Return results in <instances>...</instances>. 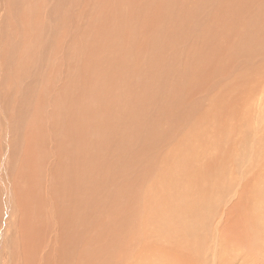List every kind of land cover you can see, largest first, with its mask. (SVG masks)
I'll return each instance as SVG.
<instances>
[{
    "label": "rangeland",
    "instance_id": "1",
    "mask_svg": "<svg viewBox=\"0 0 264 264\" xmlns=\"http://www.w3.org/2000/svg\"><path fill=\"white\" fill-rule=\"evenodd\" d=\"M139 1L143 4H140L137 7L136 3L135 5L130 4L133 2V0H8L7 10L3 11L2 2L0 0V56L5 54L6 58H10V60L8 59L6 62L9 67H6L7 65H5L4 71L3 66L0 69V78H2V81L0 80V119L2 120V122L0 121V123H2L0 124V140L2 142V145L0 144V158H3V147H5L8 140V149L11 150L10 153L13 162V167L9 164L8 169L16 170L18 165L20 166V164L24 163L21 160L26 159V156L24 155L26 148H28L30 145V143L29 145L26 144L29 141V138L35 136L41 131L42 135L44 134L43 136L46 137V142L44 141L41 144L39 141L35 147H37L38 143L43 146H47V151H45L43 156L39 155V150H36V154L35 151H33V153H28L30 165L29 175L27 178V187L30 189L33 200V202L31 201L29 205H33L34 207L30 208L27 212L25 200H22L24 204V208H22V216L24 217V213H27V225L32 223L34 224V229L36 231L40 230L41 234L39 232V240H42V237L48 239L51 234L53 235L57 232L56 222L58 221V216L55 212V204L51 200V193L45 190L49 188V186H57L56 189L60 191L63 187H66V184L69 183V179L66 177L67 173L63 169L65 166L60 165L59 163V165L56 167V170L53 172V175H49L50 172H48V174L46 172V177L44 178L45 180H42V167H45L48 171V168L53 164H50L51 161L54 162L57 161V158H61L59 152V155L57 153V155H55L53 150L54 147H52L53 145L51 136L53 134L50 133V131L52 130V123L54 120L50 118V108L51 114L54 115L52 117L54 119L62 118V122L64 121L63 118H70V114H75L83 110L82 104H86L85 100H83L85 97L88 100L89 107L84 109H87L88 111L93 108V112H91L93 116L87 115L85 117L89 122V119L94 121L92 124L90 123L92 127L89 125L85 130H77L75 126H72L73 122H62L60 123V126L62 125L61 129L67 125L70 128L72 127V129L75 128L73 130H77V134L79 136L87 135L85 137L91 140L87 144L90 145L91 148L87 146L85 147L87 149L89 148L88 150H91V152L96 155L93 165L97 167V170L93 173L99 175V177L104 173L109 175L110 173L114 172L112 171V167L114 166H112V163L114 164L115 161H123V164L127 166L126 167L123 165V167L128 171L134 172L135 170L134 176L130 175V180L133 178L132 182L127 179L122 184L116 182L112 184H102V187L104 185L105 189H111L110 192H119V190H121L124 185L133 183L132 188L129 189L132 190L133 194L132 203H135V201L139 200L141 204V206L135 205L133 208L130 206L131 211H127L126 213L129 215L128 219H131L135 222L144 218V224L142 221V224L138 225L134 229L127 226V228L124 227L120 231V235L122 234L125 240L131 237L128 241L133 242L131 248L127 250V255H124L125 250L120 254L119 258L122 260L123 264H166L168 262L163 260V255L165 256L166 252L172 259L173 257L178 258V260H176L179 264H264V162L260 164L258 159V157H263L262 150L264 149V144L263 147L261 144L264 143V141L260 142L261 140L256 141L251 139L248 137L246 129H241L238 127L245 125L238 124V120L239 123L246 121L244 117H238L234 120L232 116H229V119L219 120L218 123H222L223 126L228 127V129L232 126H237L239 128L236 129V127H234L232 131L231 129L228 131V134H230L234 142L235 149H238L230 151V154H232L231 157L247 159L243 166H240V164L237 162L226 163L229 168L233 166L240 167L237 169V173L232 172V174L229 172L228 174V171H226L223 175L219 176V173L216 174L214 171L219 169L221 163H218L214 160L203 163L200 161V159L191 161L188 160L190 157L185 156L186 152L189 154V151H191V155L193 157H201L202 155L195 152V143L190 135L192 132L191 129L195 128V126L186 120L185 110L184 112H177L175 110V108H179L180 110L184 108L183 98L187 99L189 94L187 93V95L183 97L182 92H187V90L184 89L187 86V83L191 85L195 83L193 84L195 87L191 89V93L194 92L193 94H195L194 96L196 98H202L205 94L204 88L202 87V89L200 86H197L196 77L189 70H186V75H184L183 73L185 68L184 71H182V68L185 66L187 69V65H189V62H184L188 57L187 53L184 51L185 47L188 48L189 46L192 47L193 45H196L195 48L198 47L199 49V46L202 48V46L207 43L208 44L205 45L204 48H208L210 46L216 47L212 42V34L221 33V31L218 28L214 29L215 31H213V33L208 36V30L211 29L209 25L213 24V21L210 19H202L205 13L204 3H206L207 0H203L204 3H202V0ZM213 2L220 4L225 10L227 9L228 12L225 10L224 12L232 15V18L229 16V20L232 19L231 21L235 22L237 26L236 27L235 24L233 25L231 22L232 27L235 26L233 29L229 28L230 32L233 31V34H229V36H223V41L229 42L231 39L238 40L244 35L247 39L248 35L249 40L246 43L249 45L250 51L254 49L253 42H255L258 47H262V55L260 58V61L262 62L259 70V75L261 78H256L259 77V75L257 76L256 74V77L249 76L248 79H243L246 82L245 92L247 94V103L244 107V113H247L251 109H258V98L264 94V82H262L264 81V0H239V2L235 0V3L237 4L234 5L232 2L231 5L234 6L230 7V10L233 8L232 11L225 7L226 2H229L228 0H213ZM230 3L231 2L227 4ZM152 5L153 7L156 6L155 9H151ZM184 6H186L185 9ZM215 7L217 10L221 8L219 6L217 7L216 4ZM189 8L197 11L201 10L200 14H197L199 16H197V12L194 11V15H196L194 18L196 20L192 17L190 19L189 16H187V20L185 19L186 15L184 14L186 12L184 11H187L188 14L192 13V10L190 11ZM237 9L240 12H237ZM241 12L246 15H248V13L250 15V12H252L254 17H252V15L248 17L245 15L243 16ZM258 12L259 14L257 15ZM35 13L38 15L36 22L37 26L35 28L40 30L37 33L33 27L34 24H32L35 17L33 18V16H31ZM234 15L237 17H233ZM31 17L33 20L30 19ZM188 18L191 22L188 21ZM241 18H243L245 22ZM192 19L197 22L195 34L198 37L194 34L193 30L190 29L193 27L194 21ZM200 20L205 24V27H202L203 29L201 28V34H199L198 22ZM235 20L238 22V24ZM259 21H261L260 24L262 23L260 26L262 28L259 29V33L257 31L258 36L257 38L255 37V39L258 41H255L253 37L256 33H253L254 35L252 32L249 33L248 27L255 25V22ZM160 24L163 26L162 28ZM245 25L247 26L243 29L242 27H245ZM240 27L242 29H239ZM251 28L249 29L250 31L252 30ZM254 28L258 30L257 25H255ZM226 29L228 31V28ZM89 31L90 35L87 33ZM85 34V39H82ZM245 38L243 40H245ZM83 40L88 41V43L90 42L89 45L93 44L91 45L93 51H88V54L90 57H92L90 59H94V61H100L99 64L94 62V71L91 70V80L94 81L95 86L85 84L84 81L81 82L79 79L74 78L76 76V67L81 68V61L78 57L80 53H84L81 48L84 44L81 42L85 43L86 41ZM143 40L144 42L142 43ZM147 40H149V42ZM202 41L206 43L203 44ZM241 41L242 40L238 42ZM74 42H79V44L74 45ZM238 42H236L235 45ZM190 43L192 45H190ZM118 48H120V50ZM118 51L120 53H118ZM210 52L212 51L210 50ZM104 55H107L108 57V59L105 60L106 62L104 61ZM198 55L199 54H197L195 57V62L197 60L199 61V59L202 61L203 59L206 65H208L209 60H213L211 59L212 57L208 56V53H204V55L200 54L202 57L205 56L204 58H201L200 56L199 58ZM3 58L4 55L2 59ZM101 60L103 61L101 62ZM111 60L113 61L111 62ZM136 61H138V63ZM201 61L198 62V64L196 62V66L205 64ZM108 62H111L109 67L107 66ZM134 64H139L140 66L135 67ZM182 64L183 67L181 66ZM147 65L149 68L147 67L146 69L145 67ZM234 67H236V69L233 71ZM234 67H230L231 75H228L229 71H226V69H222L224 72L221 70V74V68L219 67V69L216 64V68L219 70L217 77L222 83L220 84L222 85V90L224 89V86H226L232 81L233 78H235V76L241 77L243 69H240L241 67L239 68V65L238 67ZM144 68L146 73H143ZM125 69H128L129 71L127 70V72ZM44 70L45 73L48 74L43 75L42 73H44ZM108 70L110 73H108ZM154 71H156V74ZM162 72L164 74H161ZM125 73H127V75ZM129 73L135 74L129 76ZM96 74H98L99 79L96 78ZM190 76L192 78L194 76L195 78L192 80L189 78ZM38 77H41L42 79H39ZM49 77L51 78L49 79ZM226 77L230 78L231 80ZM126 78L128 80H125ZM184 79H186V83ZM188 79H190V82ZM51 80L53 81L52 83ZM191 80L194 82L191 83ZM117 81H119V83ZM127 81H129V83H127ZM135 82L138 89L136 86V88L133 87L132 89L136 93H134L131 89V87L134 86L133 83ZM137 82H139V84ZM258 82H262L261 85ZM164 84H166L168 88L165 87ZM124 85L127 87L126 90L129 89V91H125ZM107 88H109L110 92L107 91ZM120 89L121 93L119 92ZM130 89L132 90V93ZM128 92H130L131 95ZM138 92L141 96L137 94ZM127 93L130 95V97L132 96L131 101H128L129 96H127ZM33 94L35 97H33ZM169 95L173 96L172 101H169ZM102 96H104L105 99H103ZM112 96L116 99H110L113 98ZM134 96H138L140 99L138 102L140 104L137 102V100H132V98L137 99ZM147 96H150L149 99L143 100ZM105 100H110L109 103L107 101L106 102L107 104H112L113 106V111L112 109H109L112 106H109V108L107 107L109 111H112L111 113L109 111L107 112V109H105L107 115L110 114L108 117H106V113L103 112L105 110L101 111L100 108L96 107L97 104H101L102 101ZM159 100L161 103H159ZM115 103L117 104L115 105ZM136 104L139 106L137 105V107ZM163 104H165V108L164 106L162 107ZM206 104L207 101L204 102L203 106ZM53 105H55V109L53 108ZM150 109H154L152 110L153 112H150ZM94 110H96V112ZM129 110L131 112H129ZM73 111L75 113H73ZM97 111H99L98 113H101L98 114ZM133 111H135V114L137 112V116L135 114L133 117L130 116L133 114ZM163 111L166 114L170 112L168 114L169 116ZM148 112L151 115H149ZM127 113L128 115L129 113L131 114L128 116ZM101 114L104 116V118L101 116ZM120 114L124 117H121ZM203 115L213 117L217 114L213 107L212 110L208 109V113L199 114L197 111H192L191 116L193 123L204 127H210L206 125L207 119ZM98 116L102 117V119L98 118ZM125 116L129 117V120L126 119ZM93 117H96L95 119L98 118V121L96 120L97 123ZM115 118L119 119L117 120ZM169 118L171 122H168ZM188 118H190V116H188ZM86 119H80L76 117V119L72 121L85 122L87 121ZM258 122L260 123H257L258 126L264 125V119H260ZM118 123L119 125L121 124V126L117 125ZM101 124L102 126L100 129L99 126ZM133 126L134 128H132ZM211 126H214V123H211ZM94 128L95 130H98L95 131L93 130ZM220 129L221 130L216 131L217 134L221 133V131L222 133H227V128ZM90 130L93 131L92 134ZM123 130L133 131L135 135H129V137H125V141L130 142L132 146L129 147L122 155H120L119 150H124L126 147V144L124 143L125 141L123 140V142L121 140L124 138V136H122L123 134L120 135ZM104 131L105 135L104 137H101L103 136L102 132ZM118 131H120V134ZM108 132L109 135L107 134ZM56 133L54 134L58 137H61L58 133ZM74 134L75 133H72V135ZM92 135L95 136L94 139H91ZM117 135L121 139L120 143L115 144L121 146L117 147L114 145V147L117 148H113L112 146L114 142L112 144L110 143V137L113 138V140L115 139L116 142H119L117 140L119 139ZM105 136H110L109 140L107 139L108 137L105 138ZM134 139H137V144ZM96 140H98L97 143ZM105 140L106 142L104 143ZM143 140L147 141L146 144L142 142ZM121 142L123 143L121 144ZM226 143L231 142L228 141ZM97 144H100V147H98L99 145ZM104 144L105 147L107 144V148L109 146L108 149L105 148V150L107 149L108 151H106L107 153L104 151ZM24 146L25 149L23 148ZM259 146L261 147L257 149ZM111 147L114 149H111L113 151H110ZM196 147L197 146H195V149H197ZM48 149H50V151H48ZM30 150L32 151L31 148ZM233 151L238 153H231ZM111 152L113 153L110 154ZM108 154L111 156V158ZM34 156L37 157L36 160V157L34 158ZM96 157H98L97 160ZM39 160H41V165H38ZM129 164H132V166H129ZM226 164L222 165L227 166ZM116 165H118V163H116ZM208 165L210 168H208ZM204 166L206 168H204ZM118 167L121 166L119 165ZM99 169H104V171H98ZM169 169L172 171L170 175L172 178L170 177V181H172L177 176L181 178L172 185L175 190L172 189L174 192L170 193V198H166L167 196L163 195L162 193H156V190L161 179V175H163L164 172L168 171ZM207 169L211 170L209 171ZM207 171H209V173H207ZM239 172L242 174H239ZM25 174L26 168H22L21 166L18 176L20 177V181L22 180V183L25 182ZM122 174L124 175V172H122ZM29 178L32 180H29ZM39 181L43 183H39ZM157 181L158 184H156ZM40 184H43V190L42 185L40 186ZM180 184H188V186L180 187ZM152 185V190L154 192H150ZM201 185L203 187H200ZM96 188L101 190L104 189L97 186L93 189ZM186 189L188 191H186ZM194 191H196L195 201H197V203L195 204V207L197 208H192L194 211L190 210V213L188 209L185 210L180 206L181 202H178L177 196L178 193L184 192L182 193L181 200L185 202L187 198L186 204L188 206V200L192 199L191 193ZM44 196L46 198H44ZM162 197L166 198V202L174 204L175 209L172 206L171 208L168 207L167 210L161 207ZM46 199L48 201L51 200V204H47ZM54 200H56V196L54 197ZM147 200H149L152 205L149 209H145L147 203L149 204V201ZM109 202L111 204L114 203L113 199H109ZM124 203L125 201L122 204ZM47 208H49V210ZM62 208L63 204H60V208H58L56 211L62 212ZM144 209L147 211V214L144 212ZM69 211L70 212L67 217H63L64 222L69 223L73 222V220L76 222L77 218L71 217L72 215L70 214L72 208H69ZM141 211L143 215H141ZM150 214L152 215L151 218L148 216ZM154 217H156V221H152ZM107 226L113 225L108 223ZM186 226L189 227L187 228ZM61 227L65 229L62 223ZM184 230L187 231L185 232ZM75 231L77 232L78 229L75 228ZM127 231H129V234H125ZM28 232L29 227L25 229L27 236L30 234ZM96 234L97 238L101 237V234H98V228L96 229ZM87 235L91 236L92 238H96L94 235H91L89 231L87 232ZM123 238L122 241H125ZM135 238H138L136 242L134 241ZM178 246H181L182 249ZM7 251H10V246L7 248ZM45 253H47L46 248L42 247L37 256H42ZM92 255L96 257L100 256L98 252H92ZM176 260L173 262V264H177ZM49 261L53 263V258H50ZM1 263L2 260H0V264ZM168 264H170V261Z\"/></svg>",
    "mask_w": 264,
    "mask_h": 264
},
{
    "label": "bare ground",
    "instance_id": "2",
    "mask_svg": "<svg viewBox=\"0 0 264 264\" xmlns=\"http://www.w3.org/2000/svg\"><path fill=\"white\" fill-rule=\"evenodd\" d=\"M7 1L8 0H1L2 2V10H7ZM129 1V0H128ZM227 1V0H226ZM229 2H231L230 4H227L229 2H226V5L225 7L226 8H229L230 10V7L231 6H234L235 4V0L233 1H230L228 0ZM239 2V0H236ZM242 1V0H241ZM262 1V0H261ZM157 2V1H156ZM232 2L234 3V5H231ZM136 3V6L138 7L140 4H143L142 2H140L139 0H133V2H131L130 4L132 5H135ZM202 3H204V1L202 0ZM263 3V2H262ZM215 4L217 5V7H221L220 9H216L215 7ZM224 5V4H223ZM146 6V5H145ZM150 7V6H149ZM152 8L151 9H155V7H153V5L151 6ZM238 7V6H237ZM236 7V8H237ZM186 8V6H184V9ZM239 8V7H238ZM257 8V7H256ZM190 9V8H189ZM222 9V10H221ZM233 8H231L230 11H232ZM157 10V9H156ZM192 9H190L191 11ZM204 10H205V13H204V16H203V20L204 19H210L213 21V24H210L209 27H211L210 30H208L209 32L207 33L208 36H210L213 31H215L214 29H220L221 33H213L212 36H213V44L216 46V47H208L212 52H210V50L208 48H204L206 42H203V44H205L204 46H202V48H200L199 46V50L198 47H196V45L194 46H188L190 47H185V52L187 53L188 57L186 58V61H184L185 63L186 62H189V65H187V69L186 67L184 66L183 67V64L181 65L183 68H182V71H184V68H185V71H184V75H186V70H189L195 77H196V80H197V86H200L201 88L203 87L204 88V91H205V94H204V97L202 98H196L193 94L191 93V89H193V83L192 85L187 83V86L184 88L187 90V92H182L183 93V97L187 95V93L189 94L187 99L183 98V104H184V108L182 110H180L179 108H175V110L177 112H184L185 110V116H186V120L188 122H190V124H192L193 126H195V128L191 129V137L192 139L194 140V143H195V146H197L195 149V146H194V150L196 153H199L201 154L202 156L201 157H193L191 155V151H189V154L186 152V155L185 156H188L190 157L188 160H191V161H194V160H199L202 161L203 163L204 162H208V161H216L218 163H221L219 169L217 171H214V173L218 174L219 176L220 175H223L224 172L228 171V174L229 172H236L237 173V169L240 167V166H243L246 162L247 159H240V158H237V157H231L232 154H230V151L234 150L235 149V146H234V142L230 136V134H228V131L229 129H231V131L234 129V127H236V129L239 127L241 129H246L247 130V135L248 137H250L251 139L253 140H261L260 142L264 141V125H260L258 126L257 123L258 120L260 119H264V94L261 95L259 98H258V106L257 108L258 109H251L249 110L247 113H244V107L247 103V94L245 92V88H246V82L245 80L248 79L249 76H255L257 74V76L259 75V70H260V65H261V62L260 61V58H261V55H262V47H258L255 42H253L254 44V49L253 50H249V45L246 43L248 40H249V37L247 35V39L245 38V35L243 37H240L238 40L237 39H231L229 42L228 41H223V36H229V34H233L232 32H230L229 28L230 29H233L235 26H236V23L229 20V18L232 16L226 12H224V8L220 5V4H217V3H214L213 0H207L206 3H204ZM235 10V8H234ZM245 10V9H244ZM247 10V9H246ZM250 10V9H249ZM258 10V9H257ZM194 11L197 12V14H200L201 10L198 11L197 10H192V13L191 14H188L187 11H184L186 12L184 15H186L185 19L187 18V16L195 19L194 17L196 15H194ZM225 11L228 12V10L226 9ZM229 11V12H230ZM255 11V10H254ZM203 12V11H202ZM237 12H240L238 9H237ZM244 13H246L245 11H243ZM243 12H241V14H243V16H250L252 15L253 13L250 12L251 14L249 15H246L244 14ZM140 14V13H139ZM143 14V13H142ZM150 14V13H148ZM235 14V12H234ZM259 14V12L257 13V15ZM31 15V14H30ZM29 15V17H30ZM152 15V14H150ZM191 15V16H190ZM254 15V14H253ZM252 15V17H254ZM33 16V18L35 17L34 19V22H32V24H34V28L37 26L36 25V22H37V13H35L34 15H31ZM199 16V15H197ZM202 16V14H201ZM230 16V17H229ZM256 16V15H255ZM228 17V19H227ZM233 17H237V16H233ZM242 17V15H241ZM246 17V18H247ZM139 18V17H138ZM232 18V17H231ZM239 18V17H238ZM250 18V17H249ZM32 19V17L30 18ZM150 19V18H148ZM190 19L188 18V21H190ZM192 19V20H193ZM243 20V18H241ZM33 20V19H32ZM138 20V19H137ZM187 20V19H186ZM196 20V19H195ZM239 20V19H238ZM263 20V18H262ZM147 21V20H146ZM194 21V20H193ZM215 21V22H214ZM230 21V22H229ZM236 21V20H235ZM244 21V20H243ZM258 21V20H257ZM191 22V21H190ZM195 22V21H194ZM193 22V27H191L190 29L193 30L194 34H195V31H196V24L197 22L194 23ZM199 22V34H201V30L203 29L202 27H205V24L204 22H202L201 20L198 21ZM233 25L235 24L234 27H232V23ZM237 22V21H236ZM245 22V21H244ZM261 21L259 22H255L257 25V29H255V25H251V27H248V31L249 33L252 32V34L256 33L254 35V39L255 37L257 38V31L259 33V29H261L262 27H260L262 25V23L260 24ZM165 23V22H164ZM163 23V24H164ZM162 24V23H161ZM160 24V26H161ZM209 24V23H208ZM238 24V22H237ZM240 24V22H239ZM252 24V23H251ZM260 24V25H259ZM165 25V24H164ZM250 25V24H249ZM156 26V25H155ZM247 25H245V27H242L243 29L246 28ZM163 26H161L162 28ZM237 27V26H236ZM156 28H159V27H156ZM202 28V29H201ZM228 28V31L227 29ZM241 27L239 29H242ZM252 29L254 31H250L249 29ZM122 30V29H121ZM124 30V29H123ZM137 30V28H136ZM247 30V29H246ZM264 30V29H263ZM38 31H40L39 29L35 28V32L37 33ZM247 31V32H248ZM218 32V31H217ZM239 32V31H238ZM40 33V32H39ZM89 35H90V31L87 32ZM143 34V33H142ZM215 34V35H214ZM196 35V34H195ZM86 36V34L82 37V39H85L84 37ZM132 36V35H130ZM158 36V35H157ZM197 36V35H196ZM200 36V35H199ZM231 36V35H230ZM260 36V35H259ZM198 37V36H197ZM204 37V36H203ZM126 38V37H125ZM129 38V37H128ZM245 38V40H243ZM263 38V37H262ZM127 39V38H126ZM134 39V38H133ZM130 40V39H129ZM172 40V39H171ZM192 40V39H191ZM242 40L241 42H238ZM257 39H255L256 41ZM81 41V40H80ZM83 41H86V40H83ZM115 41V40H114ZM149 42V40H147ZM189 41V40H188ZM258 41V40H257ZM141 42V41H139ZM144 42V40L142 41V43ZM187 42V41H186ZM211 42V41H209ZM238 42L236 45L235 43ZM259 42H260V38H259ZM262 42V40H261ZM73 43V42H72ZM83 43L84 45L81 47L82 50L84 51V53H80L79 57L80 58V61H81V68H77L76 70V76L74 78L76 79H79L81 82L84 81L85 84H89V85H92V86H95L94 85V81L91 80L92 78V74H91V70H93L94 68V62L96 63H100V61H94V59H90L92 57H90V55L88 54V51H93L92 50V46L93 44L89 45L88 41H86L85 43L84 42H81ZM146 43V42H145ZM144 43V44H145ZM76 44H79V42H74V45ZM199 44V43H198ZM190 45H192L190 43ZM235 45V46H234ZM44 46V45H43ZM132 46V45H131ZM141 47V46H140ZM32 48V47H31ZM45 49V47H44ZM120 50V48H118ZM198 49V50H196ZM32 51V50H30ZM128 51V50H127ZM184 52V53H185ZM10 53V52H9ZM42 53V52H41ZM74 53V52H73ZM118 53H120L118 51ZM204 53H208V56L209 57H212L211 59L213 60H209V64L206 65V63L204 62V60L202 59H199L198 62H204L205 64L203 65H199V66H196V62H195V57L197 54L198 57L200 56L201 58H204L202 57L200 54L204 55ZM72 54V53H71ZM4 55V58L2 59ZM109 56V55H108ZM119 56V55H118ZM124 56V54H123ZM74 57V56H73ZM72 57V58H73ZM104 61L108 59L107 55H104ZM111 57V56H110ZM109 57V58H110ZM127 57V56H126ZM197 57V58H198ZM199 57V58H200ZM28 58V57H27ZM30 58V56H29ZM112 58V57H111ZM119 58V57H118ZM10 60V58H6L5 54H2L0 56V69L1 67L3 66V71L5 69V65H7V60ZM117 59V58H116ZM162 59V58H161ZM208 59V58H207ZM256 59H257V62H256ZM73 60V59H72ZM188 60V61H187ZM221 60V61H220ZM34 61V60H33ZM103 60H101L102 62ZM113 60H111L112 62ZM208 61V60H207ZM220 61V62H219ZM106 62V61H105ZM111 62H108L107 66L109 67L110 63ZM120 62V61H119ZM138 63V61H136ZM140 62V61H139ZM172 62V61H171ZM175 62V61H174ZM197 62V64H198ZM184 63V64H185ZM114 64V63H113ZM216 64H217V67L220 69V73H221V70L222 69H226V71H229V74L228 75H231L230 72H231V68H233L234 66H237L239 65V68L240 69H243V72H242V75L241 77H236L232 79V81L230 83H228L226 86H224L223 90H222V84L221 81L218 79L217 75L219 74V70L216 68ZM43 66V65H42ZM48 66V65H47ZM135 67H138L140 66L139 64H134ZM229 66V67H227ZM6 67H9V65H7ZM28 67V66H27ZM50 67V66H49ZM48 67V69H49ZM53 67V66H52ZM55 67V66H54ZM56 67H57V64H56ZM72 67V66H70ZM147 67L149 68V66L147 65L145 68L147 69ZM228 69H227V68ZM134 68V67H133ZM145 68H144V71H145ZM162 68V67H161ZM38 69V68H37ZM47 69V68H46ZM47 69V70H48ZM55 69V68H53ZM74 69V68H73ZM236 69V67L233 68V71ZM39 70V69H38ZM46 70V71H47ZM51 70V68H50ZM110 70V69H109ZM108 70V73H110ZM126 70V69H125ZM128 70V69H127ZM126 70V71H127ZM131 70V68H130ZM135 70V69H134ZM142 70V69H141ZM152 70V69H151ZM239 70V69H238ZM2 71V70H1ZM58 71V70H57ZM94 71V70H93ZM98 71V70H97ZM129 71V70H128ZM127 71V72H128ZM132 71V70H131ZM143 73H146V71ZM223 71V70H222ZM232 71V72H233ZM30 72V71H29ZM153 72V71H152ZM155 74H156V71H154ZM159 72V71H158ZM165 72V71H164ZM224 72V71H223ZM27 73V72H26ZM41 73V71H40ZM58 73V72H57ZM137 73V72H136ZM142 73V72H140ZM150 73V71H149ZM23 74V73H22ZM36 74V72H35ZM38 74V73H37ZM43 75L45 74H48V73H45V70H44V73H42ZM127 75V73H125ZM135 73L131 74L129 73V76L130 75H134ZM161 74H164L163 72ZM222 74V73H221ZM9 75V74H8ZM51 75V74H50ZM48 75V76H50ZM97 75V79L98 78V74ZM158 75V73H157ZM36 76V75H35ZM34 76V77H35ZM42 76V75H41ZM120 76V75H119ZM152 76V75H151ZM180 76V75H179ZM193 76V78H195ZM264 76V75H263ZM18 77V76H17ZM32 77V76H31ZM53 77V76H52ZM106 77V76H104ZM116 77V75H115ZM148 77V76H147ZM155 77V76H154ZM159 77V76H158ZM178 77V76H177ZM187 77H188V74H187ZM256 77V76H255ZM39 78V77H38ZM41 78V77H40ZM39 78V79H40ZM51 77H49L50 79ZM57 78V77H56ZM95 78V79H96ZM112 78V77H111ZM109 78V79H111ZM120 78V77H119ZM173 78V77H172ZM185 78V76H184ZM189 78H191L193 80V78L190 76ZM228 78V77H226ZM232 78V77H231ZM256 78H261L260 75L259 77H256ZM2 78H0L1 80ZM42 79V78H41ZM44 79V78H43ZM101 79V78H100ZM103 79V78H102ZM129 79H132V78H129ZM187 79V78H186ZM184 79V81L186 80ZM229 80H231L230 78H228ZM245 79V80H243ZM9 80V79H8ZM119 80V79H117ZM121 80V79H120ZM125 80H128L127 78ZM146 80V79H145ZM156 80V79H154ZM189 82H190V79H188ZM191 80V83L194 82ZM195 80V79H194ZM2 81V80H1ZM42 81V80H41ZM48 81V80H47ZM102 81V80H101ZM123 81V80H122ZM132 81V80H130ZM134 81V80H133ZM148 81V80H147ZM261 81V80H260ZM53 81L51 80V83ZM57 82V81H56ZM100 82V81H99ZM98 82V83H99ZM119 83V81H117ZM178 82V81H177ZM264 82V81H262ZM262 82H258L260 85ZM32 83V82H31ZM127 83H129V81H127ZM139 84V82H137ZM156 83V82H155ZM176 83V82H175ZM186 83V81H185ZM134 86H132L131 84V89L134 87L136 88L137 87V84L136 82L133 83ZM153 84V83H152ZM150 84V85H152ZM35 85V84H34ZM109 85V84H108ZM165 87L168 88V86L166 84H164ZM174 85V84H173ZM177 85V84H175ZM125 86V85H124ZM128 86V85H127ZM136 86V87H135ZM148 86V85H147ZM172 86V85H170ZM169 86V87H170ZM30 87V85H29ZM100 87V86H99ZM130 87V86H129ZM164 87V86H163ZM102 88H105V87H102ZM126 86H125V91H129V89L126 90ZM202 88V89H203ZM28 89V87H27ZM91 89V88H90ZM122 89V88H121ZM121 89H120V93H121ZM130 89L131 93H132V90ZM138 89V87H137ZM146 89V88H145ZM171 89V88H170ZM176 89V87H175ZM42 90V89H41ZM116 90V89H115ZM114 90V91H115ZM34 91V90H33ZM62 91V90H61ZM107 91L110 92L109 88H107ZM118 91V90H117ZM185 91V90H184ZM31 92V91H30ZM108 92V93H109ZM125 92V93H126ZM134 93H136L134 90H133ZM197 92V90H196ZM35 93V92H34ZM37 93V92H36ZM41 93V92H40ZM53 93V92H52ZM130 94V92H128ZM127 93V96H129V100L128 101H131V97L130 95H128ZM150 93V92H149ZM106 94V93H105ZM138 95L139 92L137 93ZM146 94V93H144ZM148 94V93H147ZM34 95V94H33ZM48 95V94H47ZM68 95V94H67ZM123 95V93H122ZM135 95V94H134ZM65 96V95H64ZM106 96V95H105ZM141 96V95H140ZM169 101H172L173 100V96L172 95H169ZM35 97V95L33 96ZM44 97V96H43ZM66 97V96H65ZM113 97V96H112ZM136 97V96H134ZM150 96H147L146 98H144L143 100H148ZM55 98V97H54ZM67 98V97H66ZM83 98V97H82ZM103 99H105L104 96H102ZM137 99H133L132 100H137V102L140 100L138 98V96L136 97ZM143 98V97H142ZM39 99V98H38ZM110 99H116V98H110ZM118 99V98H117ZM157 99V98H156ZM167 99V98H166ZM175 99V98H174ZM180 99V98H179ZM42 100V99H41ZM53 100V99H52ZM86 104L83 103L82 104V107H83V110L75 113L73 111V113L75 114H70V118H63L64 121H62L63 123H72V126L77 129V130H85L88 128V126L94 122V121H91L90 122L88 121V119H86L85 117L88 115V116H91V112H93V108L91 110H88L87 109H84V108H88L89 107V103H88V100L87 98L84 97V99ZM97 100V99H96ZM126 100V99H124ZM72 101V100H71ZM102 101V105L99 103L96 105V107L100 108L101 111L102 110H105L107 109V112L109 111V109L111 110L113 108L112 104H107V102L109 103V101ZM152 101V100H151ZM207 101V104L205 106L204 105V102ZM61 102V101H60ZM79 102V101H78ZM81 102H82V99H81ZM94 102V101H93ZM114 102V101H113ZM175 102V101H173ZM32 103V102H31ZM42 103V102H41ZM44 103V102H43ZM91 103V102H90ZM112 103V102H110ZM120 103V102H118ZM133 103V102H132ZM131 103V104H132ZM139 103V102H138ZM155 103V102H154ZM159 103L160 100H159ZM158 103V104H159ZM177 103V102H176ZM24 104V103H23ZM47 104V103H46ZM117 103H115L116 105ZM129 104V103H128ZM140 104V103H139ZM152 104V103H151ZM52 105V104H51ZM125 105V104H124ZM123 105V106H124ZM133 105V104H132ZM138 104H136L137 106ZM154 105V104H153ZM165 104L162 105V107L164 106ZM170 105V104H169ZM45 106V105H44ZM91 106V105H90ZM93 106V105H92ZM109 106H112L111 108H109ZM122 106V107H123ZM135 106V105H134ZM139 106V105H138ZM137 106V107H138ZM155 106V105H154ZM160 106V105H159ZM173 106V105H172ZM26 107V106H25ZM80 107V106H79ZM104 107V108H103ZM109 109H108V108ZM116 107V106H115ZM125 107V106H124ZM168 107V106H167ZM212 107L215 109L216 111V114L217 115H214L213 117H209L207 115H203L206 119H207V123L206 125L207 126H210V127H204V126H201V125H198L196 123H193L192 121V116H191V112L192 111H197L199 114H202V113H208V109L212 110ZM22 108V106H21ZM30 108V107H29ZM53 108L55 109V105H53ZM129 108V107H127ZM156 108V107H155ZM165 108V106H164ZM28 109V108H27ZM39 109V108H38ZM160 109V107H159ZM25 110V109H24ZM30 110V109H28ZM66 110V109H65ZM86 110V111H85ZM99 110V109H98ZM131 110V109H130ZM129 110V112H131ZM137 110V109H136ZM139 110V108H138ZM152 110L154 109H150V112H153ZM167 110V109H165ZM63 111V110H62ZM96 112V110H94ZM100 111V110H99ZM97 111V113L99 112ZM113 111V109H112ZM112 111H109L110 113ZM158 111V110H156ZM203 111V112H202ZM106 113H104V115L106 117H108L109 115H107V112L106 110L103 111ZM161 112V111H160ZM164 112V111H163ZM23 113V112H22ZM55 113V112H53ZM68 113V112H67ZM70 113V112H69ZM101 113V112H100ZM98 113V114H100ZM133 114L130 115L131 113H129L130 116L133 117V115L135 114V111L132 112ZM149 113V112H148ZM165 113V112H164ZM170 112H168L166 115H168ZM173 113V112H172ZM126 114V113H125ZM1 115V114H0ZM31 115V114H29ZM119 115V114H118ZM116 115V116H118ZM128 115V113H127ZM128 115V116H129ZM137 116V112L135 114ZM149 115H151L149 113ZM148 115V116H149ZM153 115V114H152ZM163 115V114H162ZM172 115V114H171ZM170 115V116H171ZM51 114V108H50V118H52L54 121L52 123V130L50 131V135H52V147L54 152H55V155L58 154V152L60 153V157L61 158H57V161H54L50 164H52L51 167L48 168V171L47 169L44 167H42V170L43 171V177H42V180L44 181L45 179V173L47 172H50L49 175H53V172L56 170V167L59 165H63L65 166L63 169L66 171L67 173V178L69 179V183L66 184V187H63L60 191H58L56 189V187H52V186H49V188H47L45 191H48L49 193H51V200L54 202L55 204V212L58 216V221L56 222L57 224V232L55 234H51L48 239H45L44 237H42V240H39L38 237L40 236L39 235V231H36L34 229V224L32 223H28V220L26 218V214L27 213H24V217L22 216V208H24V204L22 202V200H25V204H26V207H27V212L30 208L34 207L33 205H29V203L33 200H32V195H31V192H30V189L27 187V178H28V175H29V165H30V162H29V156H28V153L29 152H32L35 151V154H36V150H39L40 151V156H43V154L45 153V151H47V146H43L41 145L42 142H44L46 139V137H44L42 135V131L41 132H38V134H36L35 136H32L29 138V141L26 143L27 145H29L28 148H26V151H25V155L26 156V159H22L21 161L24 162L23 164H20V166L18 165L16 170H10L8 169V165L10 164L12 167H13V162H12V156H11V153L8 149V140H7V144L5 145L4 148V154H3V158H0V260H2V263L1 264H123L122 263V260L119 258L120 257V254L122 251L125 250V253L124 255H127V250L129 248H131V246L133 245V242H130L128 241L130 238H128L127 240H125L122 236V234L120 235V231L122 228L129 226L130 228L134 229L135 227H137L138 225L142 224V221H143V224H144V218L138 220L137 222L131 220V219H128V216L127 215V211H131V208L130 206L133 208L135 205H140V201L137 200L135 201V203H132V190H129L132 188L133 186V183H130L128 185H122L123 187L121 188V190H119V192H110L111 189H105L104 188V185L102 187V184H105V183H119V184H122L125 180L129 179L130 180V175H133L135 174V170L134 172L132 171H128L126 168L123 167L126 166L125 164H123L124 162L123 161H115V163L113 164L112 163V173H110L109 175L108 174H102L100 177L99 175L93 173L97 170V167L93 165V161H94V158H95V154H93L91 152V150H88L89 148H91L90 145H87L89 141H91L89 138H86L85 136L87 135H83V136H79L77 134V130H73L75 128L72 129V127L70 128L69 126H64L62 129H61V126H60V123L62 118H53ZM93 116V115H92ZM100 116V115H99ZM100 119H102V117H99ZM101 116H103L101 114ZM115 116V117H116ZM121 117H124L123 115L120 114ZM169 116V115H168ZM167 116V117H168ZM188 116H190V118H188ZM229 116H232L233 119L235 120L236 118L240 117H244V119L246 120L245 122H240L239 123V120H238V124L239 125H242V124H245L244 126H232V127H224L222 123H218L219 120L223 119H229L228 117ZM27 117H30V116H27ZM76 117L80 118V119H86L87 121L83 122V121H78V122H75V121H72L74 119H76ZM126 117V116H125ZM151 117V116H149ZM158 117V116H157ZM165 117V116H164ZM40 118V117H39ZM96 118V117H95ZM93 117V119H95ZM98 118L95 119V122L97 123L98 121ZM104 118V116H103ZM239 118V119H240ZM41 119V118H40ZM99 119V120H100ZM117 119V118H115ZM119 119V118H118ZM117 119V120H118ZM126 119L129 120V117H126ZM149 119V118H148ZM97 120V121H96ZM127 120V121H128ZM0 121L2 122V120L0 119ZM102 121V120H100ZM99 121V122H100ZM263 121V120H262ZM168 122H171L170 121V118L168 119ZM91 123V124H90ZM130 123V122H129ZM211 123H214V126H211ZM218 123V124H217ZM2 124V123H0ZM35 124V123H34ZM99 124V123H98ZM126 124V123H125ZM260 124V123H259ZM263 124V123H262ZM33 125V124H32ZM40 125V124H39ZM95 125V123H94ZM119 125V123L117 124ZM124 125V123H123ZM34 126V125H33ZM45 126V125H44ZM102 126V124L99 126V128ZM106 126V125H104ZM121 126V124L119 125ZM132 126V125H131ZM48 127V125H47ZM117 127V126H115ZM192 127V126H191ZM103 128V127H102ZM120 128V127H119ZM125 128V127H124ZM134 128V126L132 127ZM220 128L224 129V128H227V133H219L217 134L216 131L218 130H221ZM238 128V129H239ZM254 128V129H252ZM40 129V128H39ZM101 129V128H100ZM107 129V128H105ZM110 129V128H109ZM116 129V128H115ZM129 129V128H128ZM235 129V130H236ZM37 130V128H36ZM41 130V129H40ZM95 130V128L93 129ZM98 130V129H96ZM95 130V131H96ZM111 130V129H110ZM206 130V131H205ZM38 131V130H37ZM46 131V130H45ZM74 131V132H72ZM91 131V130H90ZM145 131V129H144ZM230 131V133H231ZM244 131V130H243ZM48 132V131H47ZM46 132V133H47ZM58 133L61 137H58L57 135H55L54 133ZM89 132V131H88ZM87 132V133H88ZM117 132V131H116ZM236 132V131H235ZM56 133V134H57ZM72 133H75L74 135H72ZM93 133V131H91V134ZM103 136L101 137H104L105 135V131L102 132ZM118 133L120 134V131H118ZM133 131H128V130H123L122 133L120 135L124 136V138L126 136L129 137V135H135V133H133ZM80 134V132H79ZM109 135V132L107 133ZM115 134V133H114ZM236 134V133H235ZM81 135V134H80ZM111 135V134H110ZM238 135V134H236ZM242 135V134H241ZM246 135V134H245ZM116 136V134H115ZM243 136V135H242ZM95 136L92 135L91 139H94ZM108 137V138H107ZM109 137L110 136H105V138H107L109 140ZM117 137L119 139H117L119 142H116L115 139L113 140V138L110 137L111 141L110 140V143L113 144V148H117L121 145H117L118 143H120V137L117 135ZM115 138V137H114ZM122 138L121 140L125 141L126 138L124 139ZM151 138V137H150ZM49 139V138H48ZM103 139V138H102ZM128 139V138H127ZM136 144H137V139H134ZM252 140V141H253ZM26 141V140H25ZM37 147H35V145L37 144V142H39ZM123 141V142H124ZM129 141V140H128ZM231 142L232 143V146H231V143H226V142ZM240 141V140H239ZM46 142V141H45ZM98 142V140H96V143ZM106 142V140L104 141V143ZM121 142V144L123 143ZM142 142H144L146 144V140H143ZM238 142V141H237ZM236 142V143H237ZM91 143V142H90ZM101 143V142H100ZM109 143V144H110ZM117 143V144H115ZM126 144V147L125 149H121L119 150V153L120 155H122L125 151H127V149L129 147L132 146V144L130 142H124ZM0 144L2 145V142L0 140ZM25 144V143H24ZM124 144V145H125ZM248 144V143H247ZM252 144V143H251ZM257 144V143H256ZM263 144H261V146L263 147ZM99 145L98 147H100V144H97ZM117 146V147H114ZM194 145V144H193ZM89 147L88 149L85 147ZM231 146V147H230ZM261 146L257 147L260 148ZM110 148V151H113L114 149L113 148ZM239 147V146H238ZM251 147V146H250ZM254 147V146H253ZM1 148V146H0ZM25 149V146L23 147ZM30 148L32 149V151L30 150ZM86 148V149H85ZM105 148H107V144H106V147H105V144H104V151L106 152L107 149L105 150ZM124 148V147H123ZM230 148V150H229ZM264 148V147H263ZM52 149V148H51ZM97 149V148H96ZM113 149V150H111ZM237 149V148H236ZM235 149V150H236ZM245 149V148H243ZM252 149V148H251ZM256 149V148H255ZM256 149V150H257ZM103 150V149H102ZM238 150V149H237ZM248 150V149H247ZM246 150V152H247ZM262 150V148H261ZM260 150V151H261ZM48 151H50V149H48ZM101 151V150H100ZM103 151V152H104ZM118 151V150H117ZM229 151V152H228ZM263 151V152H262ZM261 152L263 153V157H258L259 159V163L262 164L264 162V149L262 150ZM104 152V153H105ZM108 152V151H107ZM106 152V153H107ZM228 152V153H227ZM235 151L231 152V153H234ZM245 152V153H246ZM254 152V151H253ZM48 153V152H47ZM57 153V154H56ZM103 153V154H104ZM113 152H111L110 154H112ZM227 153V155H226ZM235 153H238V152H235ZM244 153V152H243ZM242 154V153H241ZM59 155V154H58ZM105 155V154H104ZM109 155V154H108ZM240 155V154H239ZM244 155V154H243ZM251 155V154H250ZM106 156V155H105ZM118 156V155H117ZM255 156V155H253ZM36 156H34L35 158ZM109 157L111 158V156L109 155ZM113 157V156H112ZM187 157V158H188ZM243 157V156H242ZM98 157H96V160H97ZM109 158V159H110ZM182 158V157H181ZM186 158V159H187ZM247 158V157H246ZM37 159V157L35 158V160ZM45 159V158H44ZM47 159V158H46ZM55 159V158H54ZM185 159V160H186ZM43 160V159H42ZM41 160H39V164L38 165H41L40 163ZM199 161V162H200ZM229 162H237L240 164V166H233L231 168L228 167V165L226 163H229ZM26 163V164H25ZM116 163H118V165H116ZM25 164V165H24ZM86 164V165H85ZM97 164V163H96ZM181 164V163H180ZM222 164H226L227 166H224ZM24 165V166H23ZM99 165V164H98ZM107 165V164H106ZM121 166V167H118V166ZM134 165V164H133ZM231 165V164H230ZM232 165H235V164H232ZM22 166V168H26V174H25V182L22 183V180L20 181V177L18 176L19 173H20V167ZM101 166V165H99ZM110 166V165H109ZM129 166H132V164H129ZM174 166V165H173ZM41 167V166H40ZM102 167V166H101ZM107 167V166H106ZM123 167V168H122ZM127 167V166H126ZM182 167V165H181ZM185 167V166H184ZM176 168V167H175ZM201 168V167H200ZM199 168V169H200ZM204 168H206L204 166ZM208 168L209 165H208ZM105 169V167H104ZM104 169H99L98 171H104ZM108 169V168H107ZM124 171H123V170ZM50 170V171H49ZM110 170V169H109ZM108 170V171H109ZM207 170H211V169H207ZM235 170V171H233ZM52 171V173H51ZM196 171V169H195ZM209 171H207V173H209ZM122 172H124V175L122 174ZM128 174H127V173ZM171 169H169L168 171H165L163 175H161V179L159 181V184H158V181L156 184H158V187H157V190H156V193H159V194H163L165 196H167L166 198H170V193L174 192L175 188L172 187V185L178 181L181 177H176L174 178L172 181H170V175H171ZM186 172V171H185ZM190 172V171H189ZM212 172V171H211ZM206 173V174H207ZM243 173V171H242ZM241 172H239V174H242ZM35 174V173H34ZM58 174V173H57ZM233 174V173H232ZM235 174V173H234ZM60 175V174H58ZM177 175V174H176ZM215 175V174H214ZM238 175V174H237ZM236 175V176H237ZM32 176V175H31ZM39 176V175H38ZM193 176V175H192ZM31 178V177H30ZM29 180H32L30 179ZM172 178V177H171ZM47 179V178H46ZM49 180V179H48ZM47 180V181H48ZM133 178L130 180L132 182ZM31 182V181H30ZM39 183H43V182H40ZM155 183V182H154ZM31 184V183H30ZM32 185V184H31ZM37 185V184H36ZM35 185V186H36ZM42 185V190H43V184H40V186ZM45 185V184H44ZM54 185V184H53ZM57 185V184H56ZM63 185V184H62ZM204 185V183H203ZM48 186V185H47ZM101 187L103 190L101 189H93L94 187ZM119 186V185H118ZM188 184H180V187H187ZM200 187H203L202 185ZM205 187V186H204ZM213 187V186H212ZM211 187V188H212ZM38 189V188H37ZM113 189V188H112ZM117 189V188H116ZM153 185L151 186V191L150 192H154L153 190ZM174 189V190H172ZM115 190V189H114ZM113 190V191H114ZM194 190V189H193ZM116 191V190H115ZM183 191V190H182ZM186 191H188L186 189ZM185 192V190H184ZM184 192H181V193H178V202H181L180 203V206L183 208V209H188L189 211L193 210L194 208H197L195 207L197 201L196 200V191H194L193 193H191V198L190 200H188V206L186 204V201H187V198L184 201H182V193ZM45 193V192H44ZM47 193V192H46ZM39 194V193H38ZM43 194V193H42ZM177 194V193H176ZM175 194V195H176ZM154 195V194H152ZM188 195V194H187ZM50 196V195H49ZM56 196V200H54V197ZM172 196V194H171ZM35 197V196H34ZM60 197V198H59ZM176 197V196H174ZM209 197V196H208ZM44 198H46L44 196ZM155 198V197H154ZM166 198L162 197L161 198V207H163L164 209H168V207L171 208V206L175 209V206L174 204L172 203H169V202H166ZM109 199H113V204H111L109 202ZM137 199V198H136ZM139 199V198H138ZM189 199V198H188ZM206 199V197H205ZM209 199V198H208ZM47 200V199H46ZM51 200L50 201H46L47 204H51ZM135 200V199H134ZM156 200V199H155ZM154 200V201H155ZM177 200V199H176ZM125 201L124 204H122L123 202ZM149 201V200H147ZM176 202V203H178ZM195 202V203H194ZM53 204V205H54ZM60 204H63V208H62V212H58L56 211L58 208H60ZM151 203L149 201V204L147 203L145 209H149L151 207ZM50 208V206H49ZM49 208H47L49 210ZM69 208H72V211H71V217L73 218H77L76 219V222H74L73 218V222H69V223H66L64 222V219L63 217H67V215L69 214ZM169 208V209H170ZM193 208V209H192ZM144 209V212L147 214V211H145ZM143 210V209H142ZM182 210V209H181ZM52 211V209H51ZM184 211V210H183ZM190 211V213H191ZM194 211V210H193ZM37 212V211H36ZM188 213V212H187ZM197 213V212H195ZM200 213V212H199ZM36 215V214H35ZM39 215V213H38ZM141 215H143L142 211H141ZM127 216V217H125ZM147 216V215H146ZM150 218L152 217V215H148ZM38 218V217H37ZM32 219V218H31ZM34 219V218H33ZM39 219V218H38ZM66 219V218H65ZM68 220V219H67ZM156 221V217H154V219L152 221ZM36 222V221H35ZM48 222V221H46ZM61 223L64 225L65 229H63L61 227ZM110 223L112 224L113 226H107V224ZM152 223V222H151ZM29 227V236H27V233H25V229L27 228L26 227ZM37 225V224H36ZM40 225V224H39ZM46 227V226H44ZM187 227V226H186ZM185 227V228H186ZM189 227V226H188ZM187 227V228H188ZM47 228V227H46ZM75 228L78 229V231L76 232L75 231ZM98 228V234L100 235L101 234V237L97 238V234H96V229ZM128 228V229H130ZM118 229V230H117ZM192 229V228H191ZM16 230H17V233H16ZM90 232L91 235H94L96 238H92L91 236L87 235V232ZM185 231V230H184ZM187 231V230H186ZM185 231V232H186ZM189 231V230H188ZM47 232V231H46ZM133 232V231H132ZM130 232V233H132ZM140 233V232H138ZM41 234V232H40ZM44 234V233H43ZM125 234H129V231H127ZM125 240V241H122V238ZM187 237V236H186ZM139 238V237H138ZM138 238H135L134 241L136 242L138 240ZM44 244V245H43ZM10 246V251H7V248H9ZM46 248V251L47 253L43 254L42 256H37V254L41 251V248ZM181 248V246H178ZM118 248V250H117ZM176 249V248H175ZM182 249V248H181ZM188 250V249H187ZM192 250V249H191ZM190 251V250H189ZM92 252H98L100 254V256L96 257L94 255H92ZM166 255L164 256L163 255V260L164 261H167L169 263L170 261V264H173V262H175V260L178 258H174L173 259L169 256V254L166 252L165 253ZM177 256V255H176ZM50 258H53V263H51L49 260ZM172 259V260H171ZM176 260L177 264L178 261ZM159 263V262H158ZM166 263V262H165ZM166 263V264H168Z\"/></svg>",
    "mask_w": 264,
    "mask_h": 264
}]
</instances>
